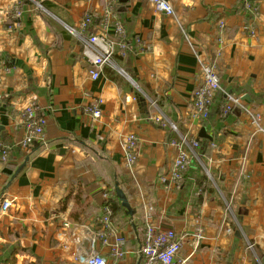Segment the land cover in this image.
Masks as SVG:
<instances>
[{"label": "crops", "instance_id": "obj_1", "mask_svg": "<svg viewBox=\"0 0 264 264\" xmlns=\"http://www.w3.org/2000/svg\"><path fill=\"white\" fill-rule=\"evenodd\" d=\"M41 1L0 0V203L10 201L0 211V264H79L94 238L107 264H140L148 208L155 225L181 238L180 264H264V0H167L170 15L145 0L119 1L116 67L97 79L70 29L88 13L81 35L99 33L106 0H45L50 9ZM202 61L220 83L206 119L191 112ZM224 93L243 105L221 117ZM32 94L46 124L22 148ZM97 97L102 115L93 119L84 109ZM170 124L198 142L178 187L161 181L177 153ZM129 134L138 140L132 165L122 149ZM112 178L133 212L110 215L124 237L121 259L95 236L104 203L116 202Z\"/></svg>", "mask_w": 264, "mask_h": 264}, {"label": "built area", "instance_id": "obj_2", "mask_svg": "<svg viewBox=\"0 0 264 264\" xmlns=\"http://www.w3.org/2000/svg\"><path fill=\"white\" fill-rule=\"evenodd\" d=\"M152 4L158 11H162L167 15L173 13V9L167 0H145ZM119 0H106L104 10V23L99 33L82 36L81 33L92 22V15L86 13L79 21L78 29H70V32L76 35L81 43L82 55L91 64L90 75L92 79H97L99 71L103 66L116 67L113 62L114 42L112 37L119 38L124 35L122 24L113 16L114 9ZM250 10H255V7H250ZM220 33L224 30V23L221 21L218 24ZM110 31V32H109ZM112 34L113 36H110ZM5 68V63L0 59V83L2 74ZM201 82L192 93L191 112L192 115L206 119L209 116L210 108L216 92L220 90L219 77L210 62H200ZM224 103L221 106L223 115H227L234 109L242 107V97L236 94L224 93ZM1 102V100H0ZM103 100L99 97L94 98L85 106L84 111L93 119H99L102 115ZM250 114V112H248ZM252 123L258 131H262L257 116L250 114ZM159 121V119H156ZM21 123L24 129V137L20 142L22 148L29 147L34 141L42 138L46 119L39 113L38 98L35 94L28 97L27 103L23 107L21 113ZM174 133V138L170 140V145L177 149L170 171L167 176L161 177V181L171 180L177 187L183 182L186 169L190 161L189 151L198 146L195 139L189 140L186 135H182L174 124H170ZM123 154L129 165H132L137 160L138 140L134 134L126 136L122 145ZM8 154V149L1 150V156L5 157ZM106 196V195H105ZM10 206V201L7 199L1 200L0 211L5 212ZM151 208H148L144 218V235L140 245L139 252L141 253L140 264H180L178 259L181 249V238L178 237L172 229H161L154 224L150 216ZM111 210L107 204L103 206V214L99 217L98 231L95 236L109 246L110 254L115 259H121L124 255L123 245L124 237L116 232L113 227L111 218ZM67 225V223H66ZM197 236L201 237V230H198ZM109 238L112 239L110 242ZM96 239L91 240L89 253L84 258L79 259V264H107L105 257L95 250Z\"/></svg>", "mask_w": 264, "mask_h": 264}, {"label": "trees", "instance_id": "obj_3", "mask_svg": "<svg viewBox=\"0 0 264 264\" xmlns=\"http://www.w3.org/2000/svg\"><path fill=\"white\" fill-rule=\"evenodd\" d=\"M30 3V2H29ZM41 3V5L43 6V7H45V8H47V9H50L51 8V4L49 3V2H47V1H41L40 2ZM62 36H63V38H65V39H71V38H73V36L70 34V32H62ZM79 44H80V52H81V49H82V46H81V43L79 42ZM81 54H82V52H81ZM224 100H225V97L223 96V98H222V100L220 101V103H219V107H218V112H219V114H220V116L221 117H225L226 115H223V113H222V109H221V106H222V104L224 103ZM195 140H197V139H195ZM34 143L35 142H33L31 145H34ZM111 173H114V171L111 169V171H110ZM112 180V183L114 184V178H112L111 179ZM122 190V189H121ZM105 204H107L108 205V207L110 208V210H111V213H110V215L111 216H113L115 213H116V211H118V210H120V209H125L124 207H122L121 206V204H120V201L118 200V198L116 197V202L115 201H113V200H110V199H108L105 203H104V205ZM126 210V209H125ZM126 213H127V211H126ZM111 216H110V218H111Z\"/></svg>", "mask_w": 264, "mask_h": 264}, {"label": "water", "instance_id": "obj_4", "mask_svg": "<svg viewBox=\"0 0 264 264\" xmlns=\"http://www.w3.org/2000/svg\"><path fill=\"white\" fill-rule=\"evenodd\" d=\"M119 1H123V0H119ZM39 6L41 7V5L39 4ZM45 10V9H44ZM132 82L134 83L135 80L132 79ZM144 98H142L141 100H143ZM199 136L202 137V138H207V139H210V136H207L206 133H205V128H202L200 130V133H199ZM114 193L116 195V197L118 198V200L120 201V204L122 207H124L126 210H127V214L128 215H132L133 212L132 210L130 209V206L128 204V201L123 193V191L119 188L118 184L115 183L114 184ZM237 235H240V233H236Z\"/></svg>", "mask_w": 264, "mask_h": 264}]
</instances>
